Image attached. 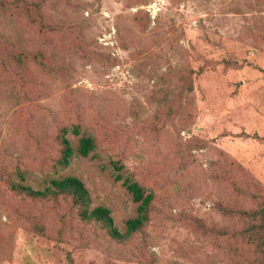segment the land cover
Masks as SVG:
<instances>
[{
	"label": "rangeland",
	"instance_id": "obj_1",
	"mask_svg": "<svg viewBox=\"0 0 264 264\" xmlns=\"http://www.w3.org/2000/svg\"><path fill=\"white\" fill-rule=\"evenodd\" d=\"M61 128L95 144L65 169ZM18 171L79 178L125 233L120 174L153 194L149 220L113 240L68 200L16 196ZM261 208L264 0H0V264H260L237 212Z\"/></svg>",
	"mask_w": 264,
	"mask_h": 264
},
{
	"label": "trees",
	"instance_id": "obj_2",
	"mask_svg": "<svg viewBox=\"0 0 264 264\" xmlns=\"http://www.w3.org/2000/svg\"><path fill=\"white\" fill-rule=\"evenodd\" d=\"M18 6L19 2H16L15 7ZM13 60L22 64L21 57H14ZM71 131L73 134L78 135V126H73ZM66 134L67 129L61 128L56 137L61 147V156L57 161L58 169H65L75 155L88 157L95 148L93 138L84 136L79 139L78 146L74 149L66 138ZM112 166L116 171L122 169V165L117 162H113ZM17 176L19 178L18 182L7 181L8 189L16 196L32 202H50L54 206H58L60 200H68L71 208L76 210L81 220L101 224L113 240L119 242L125 240L133 233L139 231L149 220V209L153 201V194L146 192L137 182L131 181L129 178H123L120 174L116 175V179H123L124 187L131 194L133 201L137 203V214L134 218L126 221L125 233H121L115 226L109 209L101 206H90L89 193L79 178L74 176L51 178L42 189H34L30 185L23 184V181H25L23 172L18 171ZM237 214L240 219L252 222L249 228L238 231L239 237L255 243L259 257L258 262L264 264V208L255 211H239ZM23 218L30 232L44 235L45 226L41 222L35 221L34 218L27 215Z\"/></svg>",
	"mask_w": 264,
	"mask_h": 264
}]
</instances>
